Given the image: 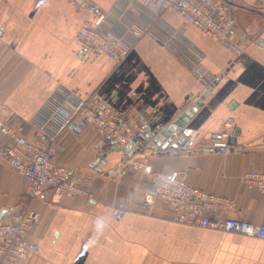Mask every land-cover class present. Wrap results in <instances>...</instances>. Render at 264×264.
Returning a JSON list of instances; mask_svg holds the SVG:
<instances>
[{
  "label": "crops",
  "instance_id": "1",
  "mask_svg": "<svg viewBox=\"0 0 264 264\" xmlns=\"http://www.w3.org/2000/svg\"><path fill=\"white\" fill-rule=\"evenodd\" d=\"M132 1L146 4L133 7L131 28L141 30L142 37L116 65L104 56L83 60L78 55L79 31L94 19L71 0H0V121L17 124L28 140L40 139L34 123L38 113L66 92L98 93L119 117L167 128L222 75L187 125L199 132L191 153L144 147L132 156L131 167H119L121 152L108 153L94 167L100 140L96 127L65 131L57 161L74 175L93 177V201L28 198V179L0 165V213L32 208L40 216L31 232L39 254L21 264H264L262 238L182 223L159 200L150 210L143 204L151 173L183 171L190 185L236 202L219 219L264 225V194L242 182L248 172H264V9L237 11L239 4L264 0H230L237 37L229 44L207 37L173 10L151 11L150 0ZM92 2L115 16L124 0ZM104 25L124 32L120 24ZM189 45L201 56L206 82L188 65ZM223 131L231 138L238 132L234 144L229 139L236 151L209 152L212 135ZM11 143L0 131V146ZM120 210L125 211L122 219L117 218Z\"/></svg>",
  "mask_w": 264,
  "mask_h": 264
},
{
  "label": "built area",
  "instance_id": "2",
  "mask_svg": "<svg viewBox=\"0 0 264 264\" xmlns=\"http://www.w3.org/2000/svg\"><path fill=\"white\" fill-rule=\"evenodd\" d=\"M79 10L89 12L94 21L82 26L78 34V55L83 60L104 56L116 65L122 63L134 44L142 37V31H110L104 24H117L115 16L105 13L92 0H71ZM156 11L173 10L186 22L209 38L230 43L236 36L237 20L228 0H150ZM114 19V20H113ZM187 58L193 74L206 82V72L199 52L191 47ZM206 84V83H205ZM127 121L119 117L109 101L98 93L81 96L77 92H66L49 100L34 119L40 135L36 141L28 140L17 124L4 125L0 131L8 135L12 143L0 146V161L5 162L18 174L28 179L27 196L32 199L47 197L57 202L64 197L84 196L94 200L89 180H81L57 161L58 140L65 131L78 134L84 127L93 124L100 136L97 144L99 156L107 149L131 146V142L142 136L147 123ZM183 140L171 153L188 154L197 149L198 132L184 128ZM232 134L226 131L214 133L209 152L228 155L236 151L230 144ZM123 155V154H122ZM106 157L102 159V162ZM101 162V161H100ZM125 167V164L120 166ZM145 170L144 164L139 166ZM152 182L144 194V206L151 209L154 200L167 203L174 211L176 220L201 228L234 233L264 239V225H255L231 217L219 219L218 214L234 209L236 202L216 193L203 191L189 184L183 171L162 174L151 173ZM243 184L264 194V172H248L242 177ZM125 211L117 212L122 219ZM39 214L32 208L25 212L8 211L0 216V264H21L31 256L39 254V246L32 240L31 232L39 221Z\"/></svg>",
  "mask_w": 264,
  "mask_h": 264
},
{
  "label": "water",
  "instance_id": "3",
  "mask_svg": "<svg viewBox=\"0 0 264 264\" xmlns=\"http://www.w3.org/2000/svg\"><path fill=\"white\" fill-rule=\"evenodd\" d=\"M229 70H227L228 72ZM222 77V75L215 80V82L207 89L205 94L199 98L193 106L190 107V109L185 110L183 114H181L177 120L168 126L167 128H151V126L146 125L144 128V132L142 136L136 137L132 142L131 146L129 147H123V148H115V149H107V153L104 156L97 157V160L94 162L93 166L97 167L99 165L100 161L104 157H107V154L110 152H121L123 154V164L125 166L129 167L133 164L131 161V158L135 153L141 152V149L151 148L155 150L156 152L160 153L162 151H168L167 149L170 147L173 150H176L179 148V144L183 140V137L181 135L182 131L186 126L190 123L191 119L194 118L195 114L199 111L201 107H203L204 99L209 94L210 90L217 84L219 79ZM238 134V132H235V135L231 138V143H235V136ZM133 147H137L136 150H133ZM170 151V150H169ZM171 153V152H168ZM120 167V166H119ZM116 168V170L119 169ZM122 169V168H121ZM99 171H103L102 169H99ZM113 171L106 173V175L112 174ZM7 211H2L0 213V216H2Z\"/></svg>",
  "mask_w": 264,
  "mask_h": 264
},
{
  "label": "rangeland",
  "instance_id": "4",
  "mask_svg": "<svg viewBox=\"0 0 264 264\" xmlns=\"http://www.w3.org/2000/svg\"><path fill=\"white\" fill-rule=\"evenodd\" d=\"M228 1H230V0H228ZM232 2V1H231ZM233 3V2H232ZM239 4V3H238ZM123 6V7H122ZM136 6H146V4H142V3H137L136 1H132V0H124V2H123V4L121 5V9L119 8L118 9V12L115 14V17L116 18H118L117 19V23H119L122 27V29L124 30V31H127V30H129V29H133V28H131V27H133L132 26V24H133V20H135L134 19V17H133V7L134 8H136ZM239 6H240V8L237 10V8H236V10L239 12V10H243L244 9V7H246L245 9H251V10H253V11H255V12H258V11H261V10H263L264 9V4H249V3H244V4H239ZM118 7V6H117ZM235 7H237V5H235L234 6V8ZM150 8V7H149ZM150 10L151 11H154L155 9L153 8V7H151L150 8ZM236 18V17H235ZM114 20V19H113ZM236 20H237V18H236ZM150 25V27L151 28H153V26L151 25V24H149ZM188 26L189 27H192L190 24H188ZM111 31V30H110ZM241 36V35H240ZM239 36V37H240ZM237 37V36H236ZM175 40V39H174ZM172 41V40H171ZM172 42H174V41H172ZM190 46V45H189ZM191 47H192V45L189 47V49H191ZM1 122V121H0ZM2 124H4V125H9V124H6V123H3V122H1ZM186 128H188V126H186ZM198 132V131H197ZM215 133H218V132H215ZM198 136H199V132H198V135H197V138H198ZM196 138V139H197ZM5 146V145H4ZM60 154V153H59ZM59 154H58V158H59ZM132 162H133V164H134V161L133 160H131ZM2 164H6L5 162H3V161H0V165H2ZM132 164V165H133ZM7 165V164H6ZM131 165V166H132ZM8 166V165H7ZM131 166H129V167H131ZM9 168H10V166H8ZM12 169V168H11ZM13 170V169H12ZM14 171V170H13ZM74 173V172H73ZM80 176H82V177H80ZM80 176H78L77 174H75V177H77V178H79V179H81V180H89V182H90V184H89V186L92 188V187H94V184H93V177L92 176H90V175H87V174H80ZM192 186V185H191ZM194 187V186H193ZM28 189V188H27ZM92 192H93V196L95 197V194H94V190H93V188H92ZM26 195H27V191H26ZM28 197V196H27ZM82 197H84V196H82ZM29 198V197H28ZM32 199V198H31ZM144 201V200H143ZM157 202V200H154V203H153V206L151 207V209L155 206V203ZM144 204V203H143ZM150 210V209H149Z\"/></svg>",
  "mask_w": 264,
  "mask_h": 264
}]
</instances>
